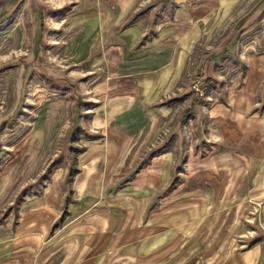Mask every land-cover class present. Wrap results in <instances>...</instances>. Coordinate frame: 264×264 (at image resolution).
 Returning a JSON list of instances; mask_svg holds the SVG:
<instances>
[{
	"label": "rangeland",
	"instance_id": "374dc122",
	"mask_svg": "<svg viewBox=\"0 0 264 264\" xmlns=\"http://www.w3.org/2000/svg\"><path fill=\"white\" fill-rule=\"evenodd\" d=\"M242 86L260 110L264 0H0V242L264 264L261 158L209 111Z\"/></svg>",
	"mask_w": 264,
	"mask_h": 264
},
{
	"label": "crops",
	"instance_id": "0c3cea01",
	"mask_svg": "<svg viewBox=\"0 0 264 264\" xmlns=\"http://www.w3.org/2000/svg\"><path fill=\"white\" fill-rule=\"evenodd\" d=\"M250 65L249 63V67ZM257 66L255 64V67ZM257 69L262 70V68ZM175 78V75L169 77L167 79L168 85L173 83L170 81H174ZM140 80L141 78H137L136 82ZM148 85L149 82L145 87L146 90H155V85L152 87H148ZM138 86L141 87L140 84ZM254 89L248 86L230 88L227 93L228 105L217 103L209 111L211 121L219 122V124L225 122L227 127L226 140L232 144L239 143L242 150L252 159L256 152L258 159L261 158L260 170L261 174L264 175V106L258 111H253L255 108ZM213 140L216 141V139ZM51 214L50 209L44 210L41 213V218H48ZM36 224V222L30 223L24 230L26 233L17 232L11 236L10 240L6 239L10 242H0V264H90L91 262L92 264H105L104 259L101 260V255H105L106 249L96 257H85L80 255V248L75 249L74 246L50 248V244H56L60 240L57 237H54L53 240L49 238L44 245L49 246L42 248L40 235L32 232ZM68 240L70 241V239ZM55 254L54 258L53 255ZM112 254H114L113 251Z\"/></svg>",
	"mask_w": 264,
	"mask_h": 264
},
{
	"label": "built area",
	"instance_id": "2783aa9c",
	"mask_svg": "<svg viewBox=\"0 0 264 264\" xmlns=\"http://www.w3.org/2000/svg\"><path fill=\"white\" fill-rule=\"evenodd\" d=\"M193 87H194L195 89H199V88H198V83H195V85H193Z\"/></svg>",
	"mask_w": 264,
	"mask_h": 264
}]
</instances>
